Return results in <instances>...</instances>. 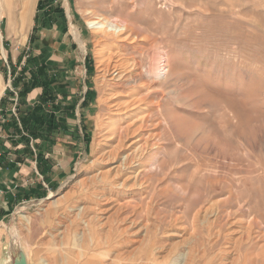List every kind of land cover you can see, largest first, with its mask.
<instances>
[{"label": "rangeland", "instance_id": "obj_1", "mask_svg": "<svg viewBox=\"0 0 264 264\" xmlns=\"http://www.w3.org/2000/svg\"><path fill=\"white\" fill-rule=\"evenodd\" d=\"M18 1L0 0V99L13 93L17 117L11 66L20 76L33 52L65 73L75 116L49 144L46 173L38 167L20 181L27 188L39 184L45 194L13 204L0 220V264H10L14 248L27 264H69L78 252L104 264H264V0H56L47 10L61 4L67 31L58 13L46 28L35 29L39 0L25 13ZM98 17L125 25L129 38L93 28ZM32 35L40 37L34 44ZM109 54L139 63L120 87L102 82ZM155 67L162 78L145 73ZM117 92L125 100L143 99V133L157 144L150 151L153 165L149 156L143 160V188L119 198L126 205L121 236L115 221L98 227L91 213L76 214L101 185L97 151L102 123L116 117L109 97ZM42 93L41 86L30 91L27 108ZM118 122L126 125L125 118ZM38 143L46 150V141ZM212 203V214L199 215ZM106 237V246L126 245L128 254L113 259L116 247H97ZM153 244L164 248L149 260L144 248Z\"/></svg>", "mask_w": 264, "mask_h": 264}, {"label": "bare ground", "instance_id": "obj_2", "mask_svg": "<svg viewBox=\"0 0 264 264\" xmlns=\"http://www.w3.org/2000/svg\"><path fill=\"white\" fill-rule=\"evenodd\" d=\"M32 1L33 0H19L17 2V5L19 7L22 6L23 9L22 11L23 13H25L28 7L31 6ZM0 15H1V9H0ZM90 24L93 28H97L107 37H118L122 40H127L129 38V33L126 30L125 25L123 24L119 25V23L117 24L114 22L112 23L111 19L109 18L98 17L96 19L91 20ZM73 31L76 38L78 39L79 33L75 29H73ZM117 58L118 57L116 55L109 54L104 60H102L101 78L103 84H106L108 88L109 86L120 87L122 83L127 81L130 78L131 74H133L135 70L139 67V63L136 62L135 60L122 61L123 59H117ZM159 67H155L152 71H145V73L154 78H162V74ZM165 69L166 68H164L163 70L165 71ZM162 73L164 74V72ZM132 96L134 95L129 96V99L125 100L122 97V95L117 92L111 94L109 97L110 98L109 102L111 101L110 103L113 104V107L115 108L113 111L115 113L113 114L116 117H112L113 115H111L110 116V118L112 117L111 119H108L104 123H102L103 124L102 140H101L102 145L101 148L97 151V157H96V161H98L99 164H101L103 167L97 175V179L100 180L101 185L99 188L96 189L94 193L95 196L93 197L92 195L94 199L90 200L91 202L87 205L86 204H83L82 206L79 205L78 211L76 213L77 215L78 214L82 215V213H86V212L91 213L92 224H94L95 226L96 223L98 224L96 225L98 227L99 226L103 227L107 223L115 221V223L119 225L115 230L119 236H121V234L126 231V227L124 226L126 217L125 218L123 217V211L126 205L121 203L119 201V198L128 189L130 190V188H134V186L135 187L139 186L143 188L144 186L143 184H145L144 181H142L143 172L145 174V170H146L145 163L143 162V160L149 156L150 157L149 159H151L150 165H153L152 163L154 161L155 156L151 157L150 151L153 148H155V146L157 145L156 143H151V140L153 139L152 135H148L146 137L145 134L143 133V127L146 117L145 116L139 117L138 115L140 114L139 113V109L141 106L140 103L143 101V99ZM123 118L126 119V125L121 126L118 121L119 119H123ZM149 176L151 177V174ZM214 204L215 203H212L209 207H206V209L200 208L198 210L199 215H201L202 211L204 210L206 215L212 214V210L214 209ZM131 223L128 224L131 226ZM173 233L176 235V237L184 239V233L182 232L180 233L173 232ZM173 233L170 231V234ZM98 234L100 236L102 235L99 232L97 233V235ZM107 239L108 238L106 237V240L104 242H103V238L102 241L98 240L97 247L99 248L105 247L108 250L111 247L113 248L116 247L118 251H116V254L114 253L115 256L113 257V259L116 257L120 258L122 257L121 255L128 254L129 250L127 252L123 251L126 245L106 246L107 244L109 245L111 243V242L107 243L108 242ZM124 240L122 237V239L119 240V242L117 243H119V245H123L125 244ZM139 247L143 249V246H138V248ZM157 248L163 249L164 245L163 246L154 245V246H149L146 249L144 248V252H145L144 255L148 257L149 260L153 259L152 258L153 252ZM130 253L131 252H129V254ZM74 256H75L74 258H78L79 264H104V262L101 263L98 260L95 254L91 255V254H87V252H83V253L78 252L74 254ZM74 258L71 262H69V264L76 263ZM183 258L185 260L184 256ZM10 264H12V260H10Z\"/></svg>", "mask_w": 264, "mask_h": 264}, {"label": "trees", "instance_id": "obj_3", "mask_svg": "<svg viewBox=\"0 0 264 264\" xmlns=\"http://www.w3.org/2000/svg\"><path fill=\"white\" fill-rule=\"evenodd\" d=\"M55 1L39 0L38 13L35 16V29L46 28L48 19L55 17L56 13H58L56 17H60L65 24L64 31L68 30L65 10L61 7V4L56 5L54 11L47 10ZM39 38L37 35H32L30 43L34 44ZM43 49V52L50 50ZM16 72V67L11 66L10 74L14 76L13 85L18 88V116L16 117L12 112V92H6V96L0 100V106H3V104L7 105V103L11 104L10 116L5 114V123L10 118L8 122L10 127L26 142V148L28 147L32 155L35 156L39 167L40 159L44 156L43 152L51 148L49 144L54 145V135L68 129L69 123L67 120L75 116V104H71L67 100L66 89L69 88V82L65 80V73L57 63L48 60L46 56L42 57L31 52L22 68V74L15 76ZM26 73H30L29 77L26 76ZM21 85L22 87H20ZM38 86L43 87V93L38 99V104L32 108H27L28 106L25 105L26 96ZM60 94L63 95V99L59 98ZM4 112L7 113L6 110ZM40 139L47 142L46 150H43V146L39 145L38 140ZM40 171L44 173L43 169ZM37 197H42V195Z\"/></svg>", "mask_w": 264, "mask_h": 264}, {"label": "crops", "instance_id": "obj_4", "mask_svg": "<svg viewBox=\"0 0 264 264\" xmlns=\"http://www.w3.org/2000/svg\"><path fill=\"white\" fill-rule=\"evenodd\" d=\"M10 110L11 104L0 106V196H4V201L0 204V220L8 215L7 210L13 204L29 198L32 194L39 196L46 192L39 184L28 188L24 184H20V181L33 171H39V168L37 161L34 160L35 156L32 155L28 147L26 148V142L10 127L8 123L10 118L5 123L6 115L10 116ZM43 153L44 156L41 157L39 167L46 173L53 151H44ZM54 168H56V164H54L52 172H54Z\"/></svg>", "mask_w": 264, "mask_h": 264}, {"label": "water", "instance_id": "obj_5", "mask_svg": "<svg viewBox=\"0 0 264 264\" xmlns=\"http://www.w3.org/2000/svg\"><path fill=\"white\" fill-rule=\"evenodd\" d=\"M13 253L14 259L12 260V264H27L22 253L17 248L13 249Z\"/></svg>", "mask_w": 264, "mask_h": 264}, {"label": "built area", "instance_id": "obj_6", "mask_svg": "<svg viewBox=\"0 0 264 264\" xmlns=\"http://www.w3.org/2000/svg\"><path fill=\"white\" fill-rule=\"evenodd\" d=\"M13 112H15V109L13 108Z\"/></svg>", "mask_w": 264, "mask_h": 264}]
</instances>
